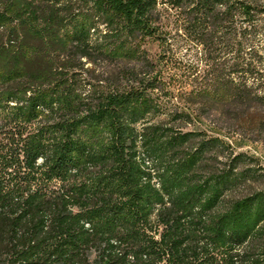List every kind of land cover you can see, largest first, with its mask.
<instances>
[{
    "label": "trees",
    "instance_id": "16d2710c",
    "mask_svg": "<svg viewBox=\"0 0 264 264\" xmlns=\"http://www.w3.org/2000/svg\"><path fill=\"white\" fill-rule=\"evenodd\" d=\"M196 124L264 146V0H0V264H264V168Z\"/></svg>",
    "mask_w": 264,
    "mask_h": 264
},
{
    "label": "rangeland",
    "instance_id": "374dc122",
    "mask_svg": "<svg viewBox=\"0 0 264 264\" xmlns=\"http://www.w3.org/2000/svg\"><path fill=\"white\" fill-rule=\"evenodd\" d=\"M143 50H147L150 56H155L161 51L160 46L156 44H148L142 47ZM201 128L211 129L213 126H218L223 128L224 135L221 137L230 142L237 151H246L253 154L259 158V164L264 168V146L260 143L251 140L250 135L247 133L240 134L243 131H238L240 133H232L233 129H239L243 126L242 124H196ZM232 134V135H231Z\"/></svg>",
    "mask_w": 264,
    "mask_h": 264
}]
</instances>
